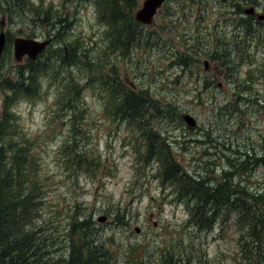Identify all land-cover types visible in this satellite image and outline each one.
Returning <instances> with one entry per match:
<instances>
[{
  "label": "rangeland",
  "instance_id": "rangeland-1",
  "mask_svg": "<svg viewBox=\"0 0 264 264\" xmlns=\"http://www.w3.org/2000/svg\"><path fill=\"white\" fill-rule=\"evenodd\" d=\"M32 1L51 6L55 12L65 10L70 18L66 34L55 35L56 32L37 27L32 38L44 41L52 37L49 35H53L55 43L50 49L59 47L63 52L66 50V56L69 55L67 45L74 43L76 39H82L90 44L92 56L99 55L98 48L103 45L102 38L107 35L108 28L99 20V10L95 5L81 0ZM143 1L137 0L135 11L141 8ZM220 1V9H217V0H208L206 5L203 4L207 0H196V3L191 0H167L158 11L153 24L142 26V34L148 33L149 36H139L137 39L134 37L124 56L115 53L111 55L109 62L103 60L102 65L107 66L103 68L105 75L110 73L106 69L113 66L115 74L112 77L116 78L118 85L122 83L137 92L140 89L147 90L149 100L178 108H175L171 120L167 117L160 124L155 122L153 126L165 136L182 166L186 164L182 158L189 161L191 166L185 169L188 176L193 174L197 161L207 163L209 160L215 168L225 166V161L220 158L221 153L225 156L224 159L229 158V142L234 144L233 149L235 146L255 151L264 149V83L255 85L252 93L248 96L245 94L243 99L238 93L240 89L236 88L245 85L244 82L253 70H249L247 64L248 59L252 61L250 56L255 57L252 63L256 66L261 61L254 49L255 42L251 41L252 36H257V30L253 29V33L250 32L249 35L240 32V36H246L240 44L242 52L228 56L223 64L219 60H210L209 55L202 53L207 51L211 36L217 42L224 36H237L235 28L230 24H236L237 16L233 15L230 7L227 9V0ZM229 1L241 3L238 2L240 0ZM2 18L0 14V26L4 27V33L14 34L16 27H11ZM115 35L116 31L112 36ZM59 36L64 37L61 40ZM18 37L24 36H14ZM194 40L196 45L190 52ZM189 53L192 57L188 58ZM180 55L187 58V66L175 64ZM1 60L0 76H7L11 68L16 70L24 64L14 61L12 47L9 53L4 52ZM204 61L209 66L208 71L203 70ZM238 62L240 65H236ZM229 65H236V70L231 72ZM10 74L12 76L13 73ZM86 76L82 75L84 79L79 77L81 84L85 85L82 97L91 90L94 97L103 103L99 92L88 86L90 81ZM225 104L227 111H224ZM61 106L62 101L58 100L48 131L43 136L31 138L32 154L38 170L36 176L43 188L40 200L42 218L38 221L44 224V235L52 239L64 235V209L67 206L68 226L69 217L74 213L71 211L78 205L84 214L92 213V220L101 238H113L115 248L112 250H118L111 253L118 260H123V253L136 245L139 246L140 255L154 261L168 246L184 243L188 247L191 242L194 246L191 254L197 257L196 264H241L237 233L229 220L218 222L213 228L197 233H191L185 227L187 218L184 208L173 202V197H169L171 191H165L161 187L162 182L156 177L159 175L158 169L164 167L151 160L145 165L140 163L130 144L133 132L126 123H113L105 116L104 111L96 114L84 101L79 105L83 112L75 119H72L71 113L66 109H61ZM228 110L232 111L231 114ZM184 113L194 119L195 125L189 127L184 123L181 118ZM154 121L152 118V122ZM73 127L78 130L79 136L72 132ZM189 128L195 130V135L199 134L198 137H193L199 138V144L211 142L205 145L188 142ZM53 138L58 140V146L46 148L47 141ZM72 138L76 140L78 152H86L89 159L93 158L98 162L93 177L79 175L75 178L65 172L60 148L67 139L70 141ZM185 141L186 146L183 144ZM224 145L226 149L222 147ZM184 146L186 151L181 149ZM207 151L212 155L206 156L204 152ZM142 170L145 175H140ZM218 173H215L216 176ZM244 177L251 187H257L264 181V167L261 166L251 176ZM110 205L125 210L126 225L113 224L111 214L105 210ZM103 216L105 219L102 224L98 223L97 218ZM136 227L139 228L138 233L134 231ZM64 245H59L62 248L58 254L65 252ZM127 254L134 256L133 253Z\"/></svg>",
  "mask_w": 264,
  "mask_h": 264
},
{
  "label": "trees",
  "instance_id": "trees-1",
  "mask_svg": "<svg viewBox=\"0 0 264 264\" xmlns=\"http://www.w3.org/2000/svg\"><path fill=\"white\" fill-rule=\"evenodd\" d=\"M81 1L95 5L99 10V20L108 28L107 35L102 38L103 45L98 48L99 55L92 56L90 44L76 39L74 43L67 45L68 56L59 47L48 48L36 61L26 60L16 70L11 68L10 72L19 78L18 82H13L10 78L13 74L11 76L10 72L7 76H0V89H12L14 92L13 97L6 99L5 110L0 114V264H196L197 257L191 254L194 250L191 242L188 247L184 243L168 246L154 261L140 255L139 246L136 245L123 253V260H118L111 253L118 250H112L115 248L113 238H101L92 220V213L84 214L78 205L71 211L74 213L69 217L68 226L67 206L64 209V235L52 239L43 234L44 224L38 221L42 218L40 200L43 188L36 176L38 170L32 154V141L20 136L13 118L7 112L8 104L16 96H34L37 77L52 70L53 81L61 83L63 88L59 99L62 101L61 109L71 113L72 119L83 112L79 107L83 103L81 92L85 88L79 79H84L82 75H87L86 79L90 81L88 86L104 98L106 116L113 121L126 123L133 132L144 128L154 129L155 122L160 124L167 117L171 120L177 108L149 100L147 90L140 89L137 92L122 83L118 85L116 78L112 77L115 74L113 66L106 69L110 71L109 75L103 72V68L107 67L102 66L103 60L109 62L111 55L115 53L124 56L134 37L137 39L139 36H149L148 33L143 35L142 25L134 21L137 0ZM195 1L191 0L192 3H196ZM227 1L229 5V0ZM246 1L249 0L232 4L241 7ZM207 3L208 0L203 5ZM0 14L11 27H16L14 34H6V53L10 52L12 36L32 38L37 27L63 35L70 26V18L65 10L55 12L51 6L32 0H0ZM241 24L243 23L239 22L237 25ZM244 26L245 32H250L252 25ZM115 31L116 35L112 36ZM59 37L62 40L61 37L64 36ZM195 45L194 40L190 52ZM191 55L189 53L188 58ZM183 57L180 55V61L177 60L175 64L187 66V58ZM227 58L229 57L223 54L209 55L210 60H219L222 64ZM229 68L231 69L230 65ZM235 70L236 68L231 72ZM254 75L250 74L249 81L255 79ZM62 76L64 78L61 80ZM244 87L246 88H242V91L250 89L248 86ZM224 109L227 111L226 104ZM228 111L231 114L232 111ZM72 132L79 136L75 127ZM233 145L229 142V158H226L225 166L215 168L214 164L201 161L195 166L193 174H189L191 176L186 174L187 170L184 168L170 165V152L165 153L163 148L160 151L149 150L150 153L146 151V154L138 149L135 155L145 164L149 163L147 155L156 158L161 164L167 161V165L162 166L164 168L158 169L160 177H156L162 182L161 187L171 190L169 197L185 206V227L191 233L211 229L218 222L229 220L237 233L240 263L261 264L264 263V181L257 187H251L244 176H251L256 169L264 167V149L255 151L240 146L233 149ZM222 147L226 149L225 145ZM60 151L62 166L68 175L75 178L79 175L94 176L98 162L93 158L89 159L86 152H78L74 138L70 141L67 139ZM216 172H219L218 176ZM142 174L145 175L144 170L140 172ZM114 209L116 210L113 211ZM105 210L111 214L114 225H126L125 210L111 205ZM60 244H65V252L62 254H58L62 248ZM127 253H133L134 256Z\"/></svg>",
  "mask_w": 264,
  "mask_h": 264
},
{
  "label": "flooded vegetation",
  "instance_id": "flooded-vegetation-1",
  "mask_svg": "<svg viewBox=\"0 0 264 264\" xmlns=\"http://www.w3.org/2000/svg\"><path fill=\"white\" fill-rule=\"evenodd\" d=\"M218 3H219V5H218L217 9H220L219 6H221V1L218 0ZM236 5L230 3V1H229V5H228V1L226 2L227 9H229V7H230L233 11V15L237 16L236 17V24H234L233 22L230 23L235 28L234 30H236L235 33L237 36H231V38H229V36H224V38L219 39L218 42L216 41V39L212 40V36H211L210 42L208 43L207 51H202V53L205 56L216 55L218 53L229 56V57L234 56L237 52H240V53L242 52L240 44L243 43L246 36H240V34H241L240 32H245L246 28L244 25H246V24L252 25L251 29H250L251 33H253V31H254L253 29L257 30V36H252L251 41L255 42L254 49H255V52L258 53L261 61L256 66L252 63V61H254L255 57L250 56L252 61H250L247 57V59H248L247 64H248L249 70L253 69V70H251L252 72L251 71L250 72L254 73L255 74L254 77L256 76V78L251 79V81H249V77L251 74L250 73L247 77L248 78L247 81L244 82L245 85H243L242 87L236 86L237 90L240 89V91L238 90V93L241 96L240 98L243 99V96H246V95L248 96L252 93L255 85H259V84L262 85L264 83V0H249V1H246L245 3H243L241 5V7L238 5L236 6ZM228 22H229V20H228ZM239 22H241L243 24L237 25ZM250 32H248L247 34L249 35ZM35 36H37V35H35ZM49 36H52V37L48 38V39H50V44L46 49L50 48L51 46L53 47L54 43H55V40H54L55 37L53 35H49ZM64 52H65V56H66L67 51L65 50ZM248 52H250L249 48H248ZM239 61L242 62L241 59ZM240 62L236 63V65H240ZM236 65H230L231 70L235 69L237 67ZM252 66H255V67H252ZM256 67H257V72H256ZM207 69L209 70V67H207ZM244 86H248V87H250V89L242 91L241 90L242 88H246ZM142 133H145V135H142ZM198 135L199 134L195 135V130L189 129L187 137L190 136V138H189L188 142H190V143L194 142L196 144H199L197 142L199 140V138H193L194 136L198 137ZM132 138L133 139L131 140L130 144H131V146L133 145L132 148H133L134 152L138 149H141V151L146 154V151L147 152H149V150L160 151L163 148L164 149L163 151L165 153L170 152L169 153L170 159L168 160V163L170 165L177 166L181 169H183V168L186 169V167L191 166L189 161L184 160L183 158L181 160L184 161L186 164L184 166L181 165L180 160L177 159V157L173 154L172 148L170 147V144L167 142L165 136L162 135L161 133H159V131L156 128H154V129L144 128L141 131H134ZM186 142L187 141H185L183 144L185 145ZM205 144L206 143H202L199 145H205ZM185 146L181 148L183 151H186ZM204 154L206 156L212 155L208 151L204 152ZM224 157L225 156L222 154L220 159H223L226 162V158L224 159ZM146 160L154 161V162L158 163L161 167L167 165L166 160L164 161V163L161 164V163H159V161L156 158H153V157L151 158L148 155L146 157ZM208 162H209V160H208ZM197 163H199V162L197 161L195 166L197 165Z\"/></svg>",
  "mask_w": 264,
  "mask_h": 264
},
{
  "label": "clouds",
  "instance_id": "clouds-1",
  "mask_svg": "<svg viewBox=\"0 0 264 264\" xmlns=\"http://www.w3.org/2000/svg\"><path fill=\"white\" fill-rule=\"evenodd\" d=\"M87 30V26H84ZM54 71L50 70L47 74H40L36 79V94H20L7 106L8 114L13 118L15 126L20 136L31 139L43 136L48 131V125L52 118V113L60 99L63 91L61 83L54 82L52 76ZM13 82H18L19 78L13 74ZM62 76L60 79L62 80ZM12 89L0 91V114L5 110V101L13 97ZM89 109L96 114H102L104 105L96 99L91 90H88L82 97ZM19 138V137H17ZM58 146V140L53 138L48 140L45 147Z\"/></svg>",
  "mask_w": 264,
  "mask_h": 264
},
{
  "label": "water",
  "instance_id": "water-1",
  "mask_svg": "<svg viewBox=\"0 0 264 264\" xmlns=\"http://www.w3.org/2000/svg\"><path fill=\"white\" fill-rule=\"evenodd\" d=\"M164 0H144L141 8H139L135 14L134 19L137 23L143 25H150L153 22V18L157 10L161 7ZM6 36L3 31L0 32V58L5 48ZM49 41L40 42L35 39L15 38L13 41V57L16 62H21L24 57H27L31 61H35L38 54H40ZM207 69V63L203 64ZM182 119L187 126L195 125L194 119L190 115H183ZM105 217H99L98 222L102 223ZM136 233L139 232V228H135Z\"/></svg>",
  "mask_w": 264,
  "mask_h": 264
}]
</instances>
